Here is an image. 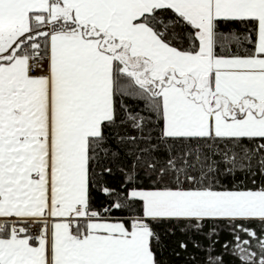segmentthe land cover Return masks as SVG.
<instances>
[{"label": "snow or ice", "instance_id": "obj_1", "mask_svg": "<svg viewBox=\"0 0 264 264\" xmlns=\"http://www.w3.org/2000/svg\"><path fill=\"white\" fill-rule=\"evenodd\" d=\"M0 264H264V0H0Z\"/></svg>", "mask_w": 264, "mask_h": 264}]
</instances>
